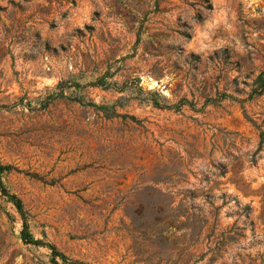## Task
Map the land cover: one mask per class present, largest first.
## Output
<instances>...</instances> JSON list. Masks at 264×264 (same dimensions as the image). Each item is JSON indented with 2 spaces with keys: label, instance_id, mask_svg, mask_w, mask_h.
<instances>
[{
  "label": "rangeland",
  "instance_id": "obj_1",
  "mask_svg": "<svg viewBox=\"0 0 264 264\" xmlns=\"http://www.w3.org/2000/svg\"><path fill=\"white\" fill-rule=\"evenodd\" d=\"M262 71L264 0H0L2 181L33 239L81 264H264V95L239 101ZM22 230L0 191V264H53Z\"/></svg>",
  "mask_w": 264,
  "mask_h": 264
},
{
  "label": "trees",
  "instance_id": "obj_2",
  "mask_svg": "<svg viewBox=\"0 0 264 264\" xmlns=\"http://www.w3.org/2000/svg\"><path fill=\"white\" fill-rule=\"evenodd\" d=\"M96 86V85H94ZM62 86H59L58 89H61ZM251 90L249 93L248 98H246L245 100H239L240 102H245V101H251L253 99H255L256 97L262 96L264 95V71H262L251 83L250 85ZM62 91H60L59 93H57V96L55 97H50L48 103L52 102L55 99H58L60 97H62ZM220 100H224V99H231V100H238L235 97L228 95L226 93H223L222 95H220ZM187 101H181L179 102L177 105H160L159 104V108L160 109H176L179 110V108H181L183 105H186ZM209 103L212 104H216L217 103V99H207L205 104L203 105V107H205L206 105H208ZM261 138L264 140V132H261ZM11 167L9 166H3L0 165V191L2 196H4L10 203L13 204V206L16 208L17 212L20 214L21 218L23 219V230L21 232V239L25 244H29V245H33V246H42V247H46L47 249H49L50 251V255H51V262L53 264H81L77 261H73L70 260L68 257H66L64 254H62L60 251H58L53 245L44 243L42 240H35L33 239L30 231H29V225L27 223V212L24 208V204L23 202L17 198L16 195L10 193V191L6 188V186L4 185L3 181H2V174L4 172L10 171ZM163 237H169L168 235H163ZM58 260H60L61 262H59Z\"/></svg>",
  "mask_w": 264,
  "mask_h": 264
}]
</instances>
